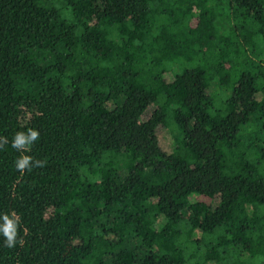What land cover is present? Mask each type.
I'll return each mask as SVG.
<instances>
[{"label": "trees", "instance_id": "16d2710c", "mask_svg": "<svg viewBox=\"0 0 264 264\" xmlns=\"http://www.w3.org/2000/svg\"><path fill=\"white\" fill-rule=\"evenodd\" d=\"M0 145V264H264V0H0Z\"/></svg>", "mask_w": 264, "mask_h": 264}, {"label": "clouds", "instance_id": "9594fccd", "mask_svg": "<svg viewBox=\"0 0 264 264\" xmlns=\"http://www.w3.org/2000/svg\"><path fill=\"white\" fill-rule=\"evenodd\" d=\"M40 138V134L36 129H28L27 132H18L15 134L12 140V147L17 150L30 151L31 146L35 141ZM3 142L7 143L6 138H3ZM2 147V145H0ZM16 168L23 173L25 169L31 171L33 167H43L46 161L35 160L27 155L21 156L16 162ZM3 223L0 224V233L5 237V243L7 247H14L17 240V228L18 219L10 218L5 214L2 217Z\"/></svg>", "mask_w": 264, "mask_h": 264}, {"label": "rangeland", "instance_id": "374dc122", "mask_svg": "<svg viewBox=\"0 0 264 264\" xmlns=\"http://www.w3.org/2000/svg\"><path fill=\"white\" fill-rule=\"evenodd\" d=\"M158 138L160 141V145L162 146L163 149L169 150L170 148V140L167 136V133L164 129H159L158 130Z\"/></svg>", "mask_w": 264, "mask_h": 264}]
</instances>
